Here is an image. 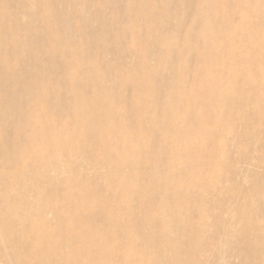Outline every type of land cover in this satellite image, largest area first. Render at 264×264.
<instances>
[{
    "label": "rangeland",
    "instance_id": "374dc122",
    "mask_svg": "<svg viewBox=\"0 0 264 264\" xmlns=\"http://www.w3.org/2000/svg\"><path fill=\"white\" fill-rule=\"evenodd\" d=\"M0 264H264V0H0Z\"/></svg>",
    "mask_w": 264,
    "mask_h": 264
},
{
    "label": "bare ground",
    "instance_id": "6f19581e",
    "mask_svg": "<svg viewBox=\"0 0 264 264\" xmlns=\"http://www.w3.org/2000/svg\"><path fill=\"white\" fill-rule=\"evenodd\" d=\"M33 211V210H32ZM32 214H34V211L30 214V215H32ZM123 218V217H122ZM115 241V240H114Z\"/></svg>",
    "mask_w": 264,
    "mask_h": 264
}]
</instances>
